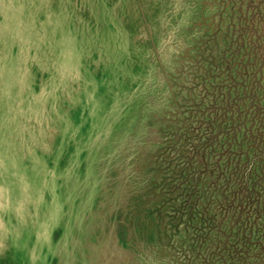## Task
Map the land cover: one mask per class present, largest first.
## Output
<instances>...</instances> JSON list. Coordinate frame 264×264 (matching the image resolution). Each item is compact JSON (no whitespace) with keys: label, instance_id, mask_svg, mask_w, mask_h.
<instances>
[{"label":"rangeland","instance_id":"obj_1","mask_svg":"<svg viewBox=\"0 0 264 264\" xmlns=\"http://www.w3.org/2000/svg\"><path fill=\"white\" fill-rule=\"evenodd\" d=\"M260 36L264 0H0V264H264Z\"/></svg>","mask_w":264,"mask_h":264},{"label":"trees","instance_id":"obj_2","mask_svg":"<svg viewBox=\"0 0 264 264\" xmlns=\"http://www.w3.org/2000/svg\"><path fill=\"white\" fill-rule=\"evenodd\" d=\"M254 42H255V37H254ZM256 45L258 46V49L261 51L262 57H263L261 58V60L259 59L260 64L258 65L260 68L258 72H259V75H261L260 82L262 81V84H259V80H254L253 81L254 85H252L251 83L249 84L250 89H253V86H254V89L257 88V90L255 91V93L254 91L249 92V93H248V90L246 91L245 95L247 96V99H246L247 104L244 105L243 112H239L238 109H236L235 107L234 108L236 111L235 112L236 116L240 117V119H243V122L241 123V125L246 126L248 140L250 141L251 139L255 138V142L256 141L258 142L261 139L260 142L262 143L264 142V54H263L264 53V49H263L264 38L263 36H260V40L258 41ZM252 49H257V47L254 48V46H252ZM259 57H260V53H259ZM230 120L232 121V119ZM236 125H239V124L237 123ZM256 179H257L256 183L254 184V186H252V190H254L255 187L259 186L260 191H262L264 189V184L261 186V183L264 182V173L262 174L260 173V175H256ZM242 184H245V188H246L247 183L244 179L242 180ZM242 184L240 188L243 190L245 188L243 187ZM247 192L248 191L246 190L245 193ZM250 198H251L252 204L248 202ZM246 202L250 206L253 205V203H257V204L260 203L261 208H256L254 212L258 214L264 213L263 211L264 210V191L262 192L252 191V194L250 195V197L248 198Z\"/></svg>","mask_w":264,"mask_h":264}]
</instances>
